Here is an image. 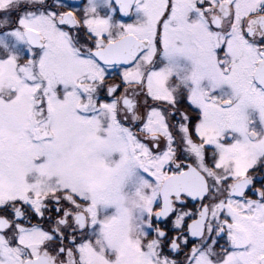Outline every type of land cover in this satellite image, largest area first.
Instances as JSON below:
<instances>
[{
  "label": "snow or ice",
  "instance_id": "snow-or-ice-1",
  "mask_svg": "<svg viewBox=\"0 0 264 264\" xmlns=\"http://www.w3.org/2000/svg\"><path fill=\"white\" fill-rule=\"evenodd\" d=\"M0 264H264V0H0Z\"/></svg>",
  "mask_w": 264,
  "mask_h": 264
}]
</instances>
